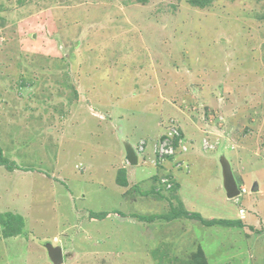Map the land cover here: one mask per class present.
<instances>
[{
	"label": "rangeland",
	"instance_id": "374dc122",
	"mask_svg": "<svg viewBox=\"0 0 264 264\" xmlns=\"http://www.w3.org/2000/svg\"><path fill=\"white\" fill-rule=\"evenodd\" d=\"M48 244L264 264V0H0V264H54Z\"/></svg>",
	"mask_w": 264,
	"mask_h": 264
},
{
	"label": "water",
	"instance_id": "95a60500",
	"mask_svg": "<svg viewBox=\"0 0 264 264\" xmlns=\"http://www.w3.org/2000/svg\"><path fill=\"white\" fill-rule=\"evenodd\" d=\"M126 151H127V161L131 165H134V166L138 165L139 163L138 156L135 154L132 147L127 145ZM220 163L222 167L223 186H224L227 198L234 199L241 195V191L235 179L232 166L230 165V162L224 156L220 159ZM258 190H259L258 184L255 183L252 187V192H258ZM46 248L48 250L49 257L54 264H63L64 256H63V249L61 246H53V245L48 244Z\"/></svg>",
	"mask_w": 264,
	"mask_h": 264
},
{
	"label": "clouds",
	"instance_id": "9594fccd",
	"mask_svg": "<svg viewBox=\"0 0 264 264\" xmlns=\"http://www.w3.org/2000/svg\"><path fill=\"white\" fill-rule=\"evenodd\" d=\"M149 139V138H148ZM147 139V140H148ZM145 140V139H144ZM144 140H141V143H140V147H135V146H133L131 143H129V142H127L126 143V145H125V148H126V146L127 145H129V146H131L132 147V149L134 150V152H135V154L138 156V162H139V159H140V156H139V154H144L145 153V151L146 150H148L149 149V146L147 145V142L146 141H144ZM166 141V140H165ZM164 141V142H165ZM170 147V146H169ZM171 147H173V146H171ZM142 149H144V150H142ZM174 149V148H173ZM174 153H175V150H174V152H172L171 154L170 153H160L159 154V158H155V159H157L158 161L156 162L157 164L156 165H158V164H160V162H162V163H164L165 161H168V159L172 156V155H174ZM153 154H155V151L153 152ZM172 159V158H171ZM126 160H127V151H126ZM149 160H153V159H151V158H149ZM172 161H174L173 159H172ZM128 162V161H127ZM140 163V162H139ZM138 163V164H139ZM173 175V174H172ZM171 180H173L172 178H171ZM167 181V180H166ZM162 184H164L165 185V182H161ZM166 186V185H165ZM167 188H168V186H167ZM239 189H240V191H241V194H244L245 193V190H244V187L241 185V184H239ZM58 246V245H57ZM50 258V257H49Z\"/></svg>",
	"mask_w": 264,
	"mask_h": 264
},
{
	"label": "crops",
	"instance_id": "0c3cea01",
	"mask_svg": "<svg viewBox=\"0 0 264 264\" xmlns=\"http://www.w3.org/2000/svg\"><path fill=\"white\" fill-rule=\"evenodd\" d=\"M222 177V176H221ZM254 177V176H253ZM256 178H258V176H256ZM221 179V178H220ZM222 181H223V179H222ZM255 183H257L258 184V187H259V190H258V192H260L261 191V184H260V181H256ZM254 183V184H255ZM243 187H244V189H245V191H247L246 193H248L249 192V189L247 188V186H246V184H245V182H244V179H243V183L241 184ZM253 187V186H252ZM224 188V187H223Z\"/></svg>",
	"mask_w": 264,
	"mask_h": 264
},
{
	"label": "built area",
	"instance_id": "2783aa9c",
	"mask_svg": "<svg viewBox=\"0 0 264 264\" xmlns=\"http://www.w3.org/2000/svg\"><path fill=\"white\" fill-rule=\"evenodd\" d=\"M165 143H168V142L165 141ZM161 148H162V147H161ZM172 152H174V149H173V147H171V146H170V148H169L168 150H165V149H163V148L161 149V154H162V153H170V154H171Z\"/></svg>",
	"mask_w": 264,
	"mask_h": 264
},
{
	"label": "bare ground",
	"instance_id": "6f19581e",
	"mask_svg": "<svg viewBox=\"0 0 264 264\" xmlns=\"http://www.w3.org/2000/svg\"><path fill=\"white\" fill-rule=\"evenodd\" d=\"M239 162H240V160H239ZM239 162H237V165L239 164ZM245 190V189H244ZM247 191H245V193H246Z\"/></svg>",
	"mask_w": 264,
	"mask_h": 264
},
{
	"label": "trees",
	"instance_id": "16d2710c",
	"mask_svg": "<svg viewBox=\"0 0 264 264\" xmlns=\"http://www.w3.org/2000/svg\"><path fill=\"white\" fill-rule=\"evenodd\" d=\"M2 155V154H1ZM147 210V209H146Z\"/></svg>",
	"mask_w": 264,
	"mask_h": 264
}]
</instances>
